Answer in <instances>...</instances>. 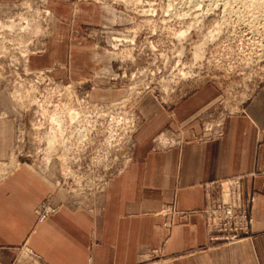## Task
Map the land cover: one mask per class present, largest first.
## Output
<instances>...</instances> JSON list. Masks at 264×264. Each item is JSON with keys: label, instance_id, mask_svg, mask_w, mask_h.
<instances>
[{"label": "rangeland", "instance_id": "1", "mask_svg": "<svg viewBox=\"0 0 264 264\" xmlns=\"http://www.w3.org/2000/svg\"><path fill=\"white\" fill-rule=\"evenodd\" d=\"M205 84L220 99L203 128L214 137V119L223 135L228 114L264 87V0L0 2V97L12 141L0 175L26 164L64 200L96 202L130 159L145 120L140 100L172 104ZM70 109L81 114L76 123ZM55 112L66 128L49 152ZM206 229L209 244L226 245ZM157 252L149 264H162Z\"/></svg>", "mask_w": 264, "mask_h": 264}, {"label": "crops", "instance_id": "2", "mask_svg": "<svg viewBox=\"0 0 264 264\" xmlns=\"http://www.w3.org/2000/svg\"><path fill=\"white\" fill-rule=\"evenodd\" d=\"M17 0H0L13 3ZM220 92L205 84L172 104L140 100L144 122L124 167L96 202L58 195L55 182L26 164L0 177V264H264V87L212 136L203 117ZM0 97V163L11 158L9 122ZM10 164H12L10 162ZM244 177L257 196L252 235L208 243L206 185ZM59 204L44 217L41 204Z\"/></svg>", "mask_w": 264, "mask_h": 264}, {"label": "built area", "instance_id": "3", "mask_svg": "<svg viewBox=\"0 0 264 264\" xmlns=\"http://www.w3.org/2000/svg\"><path fill=\"white\" fill-rule=\"evenodd\" d=\"M220 122L214 119L207 128L214 135H221ZM244 177L217 180L206 187L208 195L207 206L204 209L210 241L214 244L231 245L242 241L251 234L253 218L250 204L255 201V195L243 192ZM53 211L49 206L40 205L39 216L44 217Z\"/></svg>", "mask_w": 264, "mask_h": 264}, {"label": "bare ground", "instance_id": "4", "mask_svg": "<svg viewBox=\"0 0 264 264\" xmlns=\"http://www.w3.org/2000/svg\"><path fill=\"white\" fill-rule=\"evenodd\" d=\"M49 12L50 11H48L47 13H49ZM25 24L26 25H25L24 29H26L28 27L29 21L25 22ZM58 112H60V111H58ZM61 114H62V111H61ZM61 114H56V112H55V113H53V115H51V118H50V124H49L50 126L48 128V133H47V136H46L47 144H48V151L49 152L51 150H53V147H54V145H56V142H59V140L62 137V135H64V131L63 130H65V128H66V122H64ZM68 115H69V121L70 122L77 121L78 119H80V116H81V114L78 111L71 110V109L68 111ZM14 161H15V159H14ZM14 161L11 160V163L14 164ZM0 177H1V175H0Z\"/></svg>", "mask_w": 264, "mask_h": 264}]
</instances>
